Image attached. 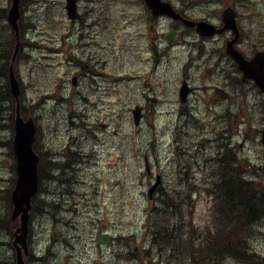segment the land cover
I'll return each instance as SVG.
<instances>
[{
    "label": "rangeland",
    "instance_id": "374dc122",
    "mask_svg": "<svg viewBox=\"0 0 264 264\" xmlns=\"http://www.w3.org/2000/svg\"><path fill=\"white\" fill-rule=\"evenodd\" d=\"M32 1L36 2L30 6L29 3ZM174 1L178 9L181 8L187 10L197 19H205L212 22L213 19L218 20L219 10L221 13L222 9L226 8L227 5L220 2L217 5L206 7L204 9L201 6L189 8L188 2L184 5L181 0ZM257 1L261 2V0ZM8 2V0H0V7H7ZM243 2V9L252 15L253 9L257 5L249 0H243ZM23 4L24 6L22 9L25 8V11L22 14L21 19L22 35L24 36L25 28L28 27L27 24H32V21H36L37 23L33 24L35 25L36 30L34 29L30 31L32 32L30 33V37L44 40L40 45L39 52L42 57H46V59L41 58L40 64L36 69L31 68L29 57L23 54L15 64V69H17L16 73L19 75L17 77L19 78L23 89L22 106L26 108L28 102L35 101V103L44 102L46 105L50 104L48 107L50 113L45 112L46 107L41 103L36 105V108L40 109L41 114H46L48 116L45 119L36 117V112H32L34 113L32 116L38 118L39 135L46 134L45 136L49 138L40 143L37 147L45 155L47 150L52 152L54 149L60 150L62 147L72 142L73 148L77 150L79 149L81 152L88 154L93 152L91 161L84 165V170L85 173L90 176L91 187H97V189H95L96 192L94 193L95 201L93 204L89 203L88 209H82V214H79V212L77 214V210L71 212L72 209H69V212H61L57 215H38L34 219V214L31 216V221L33 219L35 222H33V237L35 239V247L38 251H40V247L42 246V248L50 246L52 252L56 253L58 256L56 264H110V262L111 264H119L115 259L110 260V251L104 247H99L95 234L97 231H101L105 228H108V231L116 229L117 232L124 235L133 234L135 231H141L139 227L143 216L141 217L138 211L140 205H142L141 209H143V205H148L149 199L147 192L151 187V183L149 185L148 181L145 184L143 180L140 182L137 172L133 170V166L131 165H127L124 174H122L124 180H118L116 176V174L119 173L117 168H121V164H116L115 160L117 159V156H122V154L121 151L117 150V144H114L115 141L114 139L112 140L111 133L104 131L108 129L112 130L116 127L119 128V131L124 138L123 146L125 145L126 147V154H124L126 157H129V148H134L137 144L136 142L140 141L141 145L144 147L141 151L142 156H147V159L152 163L155 162L157 157H162L164 165L167 164L166 161L171 157L172 150L170 145L172 144L173 137H176L178 142L187 146V154L191 165L197 156L191 146L195 143V138L191 135H193L200 125H203L200 120H205V118H207L209 105L214 104V100L212 99L209 101L208 96L203 90H206L210 97L216 98V102L219 101L222 103V101H225V105L221 104V106L217 105L215 107V110L220 112L218 118L214 119L215 126L217 127L219 124L221 125L219 127H225V118H234L230 124L233 125V134L239 129L243 131V134L239 135L241 137L234 136L233 138V141H238V144H236L237 151L235 150L237 158L240 159L244 167H246V165L250 166L252 163H260V165H262V171L258 179L264 184L263 147L261 144V137L257 136L264 124L263 111L260 107L263 99L260 93L251 88L252 86H241L242 94L235 92V97L233 96L228 102H226V94L224 97L215 96L213 90H220L222 93H225L223 84L226 82V77L224 75H218L220 73V67H218L214 73L209 71V67L216 60L217 48L215 43L212 41L204 42V40L197 35L186 31L185 34L187 35V38H191V40L198 42L193 43L191 41H185L184 43H181V45L175 46L173 56L171 58L166 57V61H161L158 56H155L157 60L155 61L154 68L157 71L155 72V76L151 77V87L161 90L164 88L167 90L178 87L180 88V80L176 79L177 71L181 69L179 66L174 68L172 76L174 77V82L172 85L166 83L167 85L164 86L163 82L166 81V79L163 82L161 81V73H164L166 76L167 70L164 66L167 61L169 63L172 62L173 64L181 59V65L184 64V69L186 71L188 70V74L191 78L193 77L191 82L194 85L195 92L191 97L192 107L184 109L183 117L179 122H176L177 115L169 113L170 108L166 105L165 98L163 102L158 103L157 110L153 109V112L147 114L148 118H145L142 133L139 134V131L134 129L130 107L138 101L144 102L147 100V98H144V95L141 93L142 84H139V82H142V79L145 77L143 76L146 73V70H144L145 67L150 70L153 65L152 62L146 60V57H143L144 50L149 49V40L142 35L152 33L153 38L158 37L157 35L159 33L164 32V24H161V26L150 32L143 28V24L141 23L142 28L139 29L137 27L140 25L138 24V21L143 11H139V8H133V6H129L127 3H125V5L117 4L116 6L111 4L109 5L108 10L98 13L102 18L101 22L106 29L99 30L98 39L91 46L79 44L84 51L88 50V52H92L96 55L94 64H97L99 72L104 76L105 80H103V82L99 81L100 84H103V88L96 93L91 88L87 87L86 83H83L82 85L80 84L78 87L71 86L70 80L72 79V73L74 70L66 62V59L58 57L56 50H54V48L57 47V42L50 38V36H57V32H60L62 36L67 35L69 37L67 39L69 44L74 42L73 35L70 34L71 28L67 22L68 19L64 9L65 0H26ZM196 5H198L197 1ZM110 8L117 11L119 24L116 26H113L115 24L113 19L110 20L109 25H107ZM27 18L30 19V21H27ZM91 18L94 19V17ZM248 18L249 16L247 15L242 16L241 20L245 21ZM136 19L137 22L133 23ZM97 22H100L99 19H97ZM167 23L169 24L168 21ZM131 35H134L135 42L138 43L139 47L132 46L125 49L122 48L126 37ZM28 47L31 49V46ZM203 48H206L208 53H202L201 50ZM243 48L245 51V46H243ZM246 49L250 51V46L246 45ZM11 54H14V48L12 49ZM37 54L39 53H34L36 57H40ZM2 55L5 59V63L7 64L8 62L9 65L10 58L4 54ZM187 64L188 66H186ZM58 69H60L59 72H54ZM237 78L238 74L234 77V80H237ZM57 79L61 80L57 81ZM136 79H138L139 82H137ZM237 83L239 82L237 81ZM5 84L6 83L4 82V86ZM59 84L64 87L65 93L57 92V98H48L55 93L50 91L58 90L57 86ZM0 85L1 87L3 86L2 82H0ZM66 86L68 88H65ZM87 88H89V90H87ZM148 88L151 92L154 91L150 88V83ZM234 89L238 90V88ZM227 90L228 93H233L232 89L227 88ZM137 91H139V93ZM61 93L64 94L63 98L59 96ZM150 103H153V100H151ZM5 104L6 98L0 96V109L2 114H4L3 117H5V120H8L5 112ZM175 105L177 106V104ZM74 109L80 110L87 118L91 115L90 120H86L85 126L82 128L81 135L83 136L78 134V129H75L74 126L64 124L65 117ZM236 111H238L237 115H235ZM159 113L163 115L160 116L158 115ZM122 115L125 116V119L122 122H118L117 118H121ZM187 121H190L191 124L185 132L190 133V136L184 138L178 136L176 132L175 136V134H173V128L178 123L183 125L184 122ZM6 124L7 122H2L0 126L6 129V134H3V142H0V160L4 164H9L8 162L11 159V154L8 150V148L10 149L8 135L12 134V129L10 127H5ZM104 124L107 125L105 130L102 128V125ZM204 126L208 127L207 125ZM169 128L171 129V132H166ZM92 130H96L95 134L91 133ZM135 131L137 132V135H135ZM230 135L232 134L226 136L228 137ZM83 139L88 141L85 147L90 145L89 142L93 141L90 145L92 151L81 146ZM106 142H109V144ZM133 153L132 156H134ZM124 155L121 157L122 159ZM46 157L48 158V155ZM125 164H127V161H125ZM46 167L51 168L48 165V162ZM142 167L143 170L141 171H144V165ZM191 167H194V169L191 170L192 174L196 177V180L198 179V183H200V180L204 176V173L200 174L201 168L203 167L202 161H198ZM248 170L250 172V169ZM8 171H11V169L5 167V173L3 172V174L0 175L1 180H4L3 184L0 183V217H3L4 219L6 194L3 193V191L13 189ZM246 177L249 178L250 176L247 175ZM47 183L48 178H46L44 184V191L46 194H51V185H47ZM46 187H49V189H45ZM63 187L65 188V185ZM114 187H117V189H113ZM201 187L204 186L201 185ZM201 189L202 191L199 189L196 196L193 197V209L188 213V218L191 222H189V225L185 228L184 232L187 234L182 236L185 247L184 252L183 254L179 253L177 259H175L172 252H168L169 256L174 258V260L170 259V264L207 263L199 262L200 260L197 261L193 258V255H190V253L196 248L195 245H193L194 247L188 245L189 243H194L189 240L190 236L198 237V239H200L199 242L201 241L203 244L206 243L207 239L208 243H210V239L213 238L214 242L212 243L214 244L209 247L211 249H213L218 243H222V241L226 240V238H223L221 235L222 233H227V228L224 227L226 230L222 231L219 235L218 232H216L219 227H223L220 215L226 214L227 211L223 208L225 206L222 201L221 205L218 202L215 204L214 211L211 212L210 210L213 206L212 191L206 188ZM55 198L58 199L57 196ZM37 204L38 201L35 207H37ZM96 204L97 207L93 206ZM109 208L113 212H115L116 209H118V212H122V218H116L117 212H115V216L113 214V216L109 217L110 214L107 213ZM97 211H100V214H97ZM79 215L80 217H78ZM82 215L84 217H82ZM101 217L104 219L99 221V218ZM177 219L180 223H183L180 221L179 214L177 215ZM225 224L228 227H233V224L231 223ZM18 225L20 226L19 221ZM146 227H148V225H146ZM252 227L253 229L249 232L248 237H245V240L249 243L251 248L258 250L260 255H264V217L257 221ZM214 232L217 236L213 235ZM55 233L57 235L56 239L52 240V236H54ZM139 233L142 237H150L147 230L145 231V234H143V231ZM163 234L176 242L180 241V233L172 235L170 228L164 231ZM134 244L127 243L121 246V250L128 255L129 260H133L134 257L139 258L137 254L133 253V250H136V245ZM137 247L142 251L145 246H143L141 242H138ZM162 247L163 249H166V246L163 245V243ZM202 249L206 250L208 247H202ZM47 250L48 249L40 251V254ZM157 254L158 253L155 251H148L145 257L148 260H161L160 254ZM245 263L248 264L247 262ZM49 264L54 263L50 260ZM131 264H134V262L132 261ZM250 264H264V258L259 256L258 258L253 259Z\"/></svg>",
    "mask_w": 264,
    "mask_h": 264
},
{
    "label": "bare ground",
    "instance_id": "6f19581e",
    "mask_svg": "<svg viewBox=\"0 0 264 264\" xmlns=\"http://www.w3.org/2000/svg\"><path fill=\"white\" fill-rule=\"evenodd\" d=\"M26 0H18V6L19 9L21 10V14L19 16V19L17 21L18 23V31L15 30L14 24L11 22H3V18L1 16V11H0V82H2V87L0 85V96L6 98V104H5V112L8 120H5V117L0 118V126L2 122H7L5 127H10L12 129V134L8 135V138H14L16 137L17 134V126L18 125H26L27 118L31 117L34 115L32 113L33 111L36 112V117L40 119H45L48 116L46 114H41L40 109L36 108V105L41 103L43 106H45V112L50 113L48 110L49 105H46L44 102H28L27 107L25 108L24 106H21L18 101L13 97L9 91L6 89L4 86V82H6V74L7 73H12L14 69L12 70V66L9 67L8 64L5 63V59L2 54L6 55L7 57L10 58L11 51L14 48V54L11 56V59L13 60L14 64L20 59L21 55H25L29 57V61L31 62V68L36 69L39 64L41 58L46 59V57H42L41 53L39 52V47L44 40H41L40 38H32L30 37V31L35 29V26L33 24L28 23V27L25 28V33L24 36L22 35L21 31V19H22V14L25 11V8L22 9L24 6V2ZM219 1V0H218ZM224 1V0H220ZM36 1H32L29 3L31 6L34 4ZM94 5L100 7L101 12L106 11L109 8V5L107 4L106 0H90ZM14 0H9L8 6L13 5ZM7 6V7H8ZM191 5L189 6V8ZM30 18V17H29ZM30 21V19L27 18V21ZM36 30V29H35ZM57 36H50V38L54 39L56 42L62 38V34L60 32L56 33ZM79 43L84 44L87 46H91L94 43V36L92 34H79ZM29 40V41H28ZM31 46V49L28 47ZM39 53L37 54L40 57H36L34 53ZM202 53H208L206 48H203L201 50ZM218 61H222V58L217 59ZM34 61V62H33ZM8 63V62H7ZM8 66V67H7ZM104 76L102 73H100L98 70L94 69L90 72H87L84 74V83H86L87 87L91 88L94 92H99L103 88V84H100V82H103ZM193 85V84H192ZM242 85L240 83H234L232 88L233 93L232 95L235 97V92L241 93L242 90ZM65 88H68L67 86ZM87 88V90H89ZM234 88H238L234 89ZM213 93L215 95L219 94V90H213ZM37 118V120H38ZM91 115L86 117V115H83L80 110L74 109L73 111L68 113V116L65 117V123L64 124H69L70 126H73L74 123H79L80 125L78 126V134L81 135L82 128L85 126L86 120H90ZM22 120V121H20ZM191 124L190 121L184 122V124L178 123L174 129L175 132L178 136L182 137H188L190 136V133L185 132V130L189 127ZM264 125V124H263ZM96 130H92L91 133L95 134ZM6 134V129L0 127V142H3V134ZM46 135V134H45ZM44 134L37 133L36 138H35V147H37L40 143L44 142L45 140L49 139L47 136ZM83 136V135H81ZM192 137L195 138V143L192 146L194 149L193 151L195 154H197L195 161L193 163L187 162V165H190V167H185V169L191 171L194 169V166L198 161L203 160L205 157V154L202 151H208L213 149L219 139L217 136V132L215 129L212 128H203L199 127ZM80 137V136H78ZM88 141L83 139L82 145L85 149H89L90 145L85 147L87 145ZM195 145V146H194ZM10 152L12 153L11 149L8 148ZM79 150V149H78ZM48 153V165L51 167L54 165L53 168L45 167L43 170V181H46V178H48V183L47 185L51 186H56L55 188L57 189H62L65 187H75V186H81V185H86L85 177V166L80 164V163H72L68 160V156L63 157L61 152L59 150L49 151L47 150ZM160 154V152H159ZM168 159V158H167ZM156 166L157 167H167L168 170H175L178 171L180 167V163L170 159H168L166 162L167 164L164 165V162L162 161V157H157L155 159ZM238 162L239 159L237 158V154L233 148L229 149H220L219 152L216 154V159L213 162V169H208L205 170L206 168H203L202 172H204V179H207V182L210 184L213 181L216 180V178L223 180V185L225 186L226 183V178L230 175L228 173H223L221 174V168L224 170L230 172V173H241L239 168H238ZM164 165V166H163ZM254 166V167H252ZM250 172L248 171L247 174L244 177L247 178L249 181H253L256 178L260 177V173L262 171L260 163H252L249 166ZM174 171V172H175ZM4 172V163L0 160V175H2ZM5 173V172H4ZM249 175L250 177H246ZM70 176V177H67ZM221 177V178H220ZM244 178V179H245ZM231 181L227 186V193L229 196L233 199L236 200H241L242 202H246L247 199H250L249 193L245 190L244 187L238 185L236 181L234 180L233 176L230 177ZM196 182V177L192 176L188 179V181L183 182L182 184L185 187H190L192 184ZM61 185V186H60ZM181 185V184H180ZM45 189H49V187H46ZM12 190V189H11ZM2 194V193H1ZM45 195L46 193H43V197L38 200L37 207H35L33 211V219L38 216V215H57L61 212H69V209L64 207V205L59 203V200L62 199L63 194L60 193L57 195L58 199L55 198L51 201V204H47L48 202L45 201ZM12 196V194H11ZM56 197V196H55ZM37 203V202H36ZM13 209V204L10 199L9 203ZM48 206H47V205ZM193 208L192 204L185 205L183 202L180 204L178 207V211L181 212L182 209H191ZM1 211V210H0ZM76 210L72 209L71 212H74ZM78 214V211H77ZM79 217V216H78ZM261 219V215H256L252 217V221L255 220L251 226L246 230L247 233L253 229V225ZM34 221L32 220L31 226L29 233L27 235V239L25 241L24 246L23 245H17L15 243V234L17 229L14 228V252H15V264H49V261L51 260L52 255L54 254L52 250H47L46 252H41L38 251L35 247V239L33 237V223ZM37 223V222H36ZM36 225V224H35ZM55 239H56V233L54 234ZM54 239V240H55ZM38 241V240H37ZM126 243H138L141 242L143 246L147 248L148 251H155L159 254H164L167 251L172 250L174 252V257L177 259V255L179 253L183 254L184 252V241H179L176 242L175 240L171 239L168 236L162 235V234H153L149 238L147 237H142V236H130L125 239ZM229 242L233 243V240H230ZM163 245L166 246V249H163ZM201 249L199 247H196L193 251L191 252L190 255H193L194 259L199 261V262H211L214 261L217 257L216 253L213 252H208L203 249H201L200 253H197V250ZM96 250V249H95ZM195 253V254H194ZM102 256V255H101ZM118 258V257H117ZM241 261H245L246 257L244 254L240 255L238 257ZM174 260L173 257L169 256V260Z\"/></svg>",
    "mask_w": 264,
    "mask_h": 264
},
{
    "label": "water",
    "instance_id": "95a60500",
    "mask_svg": "<svg viewBox=\"0 0 264 264\" xmlns=\"http://www.w3.org/2000/svg\"><path fill=\"white\" fill-rule=\"evenodd\" d=\"M156 7L155 5H152ZM70 15L74 12V7L72 2L68 6ZM168 12V11H166ZM169 13V12H168ZM226 26L227 28L233 29L237 32L236 27L233 23V19L230 12L225 13ZM19 19V6L18 0H14L13 7L9 13V21L14 24V28L18 31V21ZM197 28L208 30L205 32L206 35H214V28L206 24L195 25ZM236 39L229 43L227 53L233 58L239 65V69L244 73V79H253L260 86L264 92V53H258L256 57L251 61L247 62L241 54H239L233 45ZM13 83L12 90L15 97L18 96L17 83L14 79L13 72L11 73ZM139 118L136 115V123L138 124ZM22 121V120H20ZM35 126L30 120L26 125L17 126V134L14 142L15 153L18 159V173L19 179L17 182L16 190L13 194V201L15 206L14 217L15 219L21 215L22 227L16 232V244H22L24 246L26 235H27V225L29 221V211L31 210V199L37 193L38 188V176H37V165L38 158L35 156L32 150V145L35 138ZM263 143H264V132H263Z\"/></svg>",
    "mask_w": 264,
    "mask_h": 264
},
{
    "label": "trees",
    "instance_id": "16d2710c",
    "mask_svg": "<svg viewBox=\"0 0 264 264\" xmlns=\"http://www.w3.org/2000/svg\"><path fill=\"white\" fill-rule=\"evenodd\" d=\"M8 7H3V6L0 7L1 16L3 18L4 23L7 22ZM11 56H10L9 64L11 61ZM74 155H76V154H74ZM70 157L72 159V156H70ZM51 167L53 168L54 165H52ZM238 168L241 172L238 174L230 173V172L224 170L223 168H221V174H223V173L230 174L226 178L225 186L223 185V180H220L217 178L219 181V184L216 187V191H217V193H219L220 198L222 199L221 201H222L223 205L232 214V221L231 222H234V226L236 228L235 229L236 233L231 235L230 239H229V241L233 240L234 244L231 242H227V244L225 245V247L222 250L223 256L227 255L228 252H234L236 254H244V253L248 252L249 247L247 246V242L245 240V237H247V236H245V233L243 231L247 230L251 226V224L255 221V220L252 221L253 216H256V215L264 216V194L262 193V191H259L254 186L253 181H249L247 178L244 177L245 176V175H243L244 172L239 165H238ZM42 174H43V172L41 169V175ZM232 174L235 176V178H234V176H233V178L236 181V183L238 185L244 187L245 190L249 193L250 199H247L246 202H242L241 200L233 199L227 193V186L231 181L230 177L232 176ZM48 199H49V201H46V202H48L47 204H51V201L53 199H51V198H48ZM159 201L163 205L162 210L160 212H158L157 210H155L153 208L151 211L152 217L155 216L154 221H153V226L156 227V229H158V228L169 229L170 228V229H178L180 231L182 229H184V224L180 223L177 219V215L180 212L177 210V208L175 207L174 204L170 203V199L166 196H162V198H160ZM156 216H158L157 219H156ZM174 234L175 233H173V235ZM190 246H193V245L190 244ZM199 248L202 249V247H199ZM201 249H198L197 253H200ZM205 251L212 252L209 249H206Z\"/></svg>",
    "mask_w": 264,
    "mask_h": 264
},
{
    "label": "flooded vegetation",
    "instance_id": "af4514ba",
    "mask_svg": "<svg viewBox=\"0 0 264 264\" xmlns=\"http://www.w3.org/2000/svg\"><path fill=\"white\" fill-rule=\"evenodd\" d=\"M184 18L187 19H194L193 15L186 13L184 14ZM174 24L180 25V22H173ZM151 30L153 27L150 28ZM230 37H221L220 39H215V46H216V57L217 59L222 58L223 63H229L231 65L230 60L227 58L226 51H223V46L227 44V41ZM224 44V45H223ZM226 50V48H225ZM71 158L68 157V160ZM12 160V156L11 159ZM11 170H12V164H11ZM13 179L11 178V184ZM3 193L6 194L5 199V212L4 217H0V264H15V252H14V227L11 225L9 220L10 212L12 211V207L9 204L11 199V189H8L6 191H3ZM72 209V208H68ZM219 264V263H218Z\"/></svg>",
    "mask_w": 264,
    "mask_h": 264
}]
</instances>
